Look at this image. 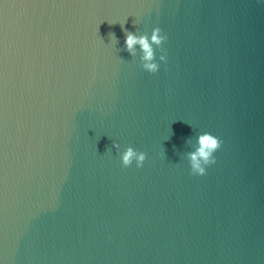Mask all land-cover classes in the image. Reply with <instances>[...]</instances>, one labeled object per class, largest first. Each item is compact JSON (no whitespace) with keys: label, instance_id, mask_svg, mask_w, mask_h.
Masks as SVG:
<instances>
[{"label":"water","instance_id":"1","mask_svg":"<svg viewBox=\"0 0 264 264\" xmlns=\"http://www.w3.org/2000/svg\"><path fill=\"white\" fill-rule=\"evenodd\" d=\"M0 264H264V0H0Z\"/></svg>","mask_w":264,"mask_h":264},{"label":"clouds","instance_id":"2","mask_svg":"<svg viewBox=\"0 0 264 264\" xmlns=\"http://www.w3.org/2000/svg\"><path fill=\"white\" fill-rule=\"evenodd\" d=\"M114 37V34H111ZM167 40L165 34H161V29L156 27L151 31L150 37L146 34L135 35L131 32L125 34V49L130 55H136V45L140 48L141 67L148 73H156L159 69V64L155 62V52L153 45L159 48L162 54L159 56V61L166 63V50L161 48L163 42ZM196 148L186 154L190 165V174L203 176L206 174V167L216 163L214 153L221 147L222 141L212 134L207 132L199 134L196 139ZM113 147L118 149L119 144L113 143ZM146 159V154L142 151L134 150L133 147L128 146L120 153V162L122 167H130L135 161L137 168L143 167V162Z\"/></svg>","mask_w":264,"mask_h":264}]
</instances>
